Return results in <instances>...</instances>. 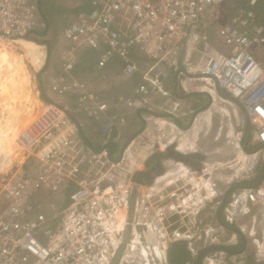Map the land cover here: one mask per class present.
<instances>
[{
	"label": "built area",
	"instance_id": "2783aa9c",
	"mask_svg": "<svg viewBox=\"0 0 264 264\" xmlns=\"http://www.w3.org/2000/svg\"><path fill=\"white\" fill-rule=\"evenodd\" d=\"M90 2L67 27L66 39L72 51L84 49L98 54V83L104 82L106 87L119 82L118 77L111 79L102 76L103 72L99 74L111 60L117 58L122 62L121 75L126 77L139 72L133 51L145 55L142 80L133 90L135 98L124 101L128 108L142 110L150 95L168 96L170 85L166 80L171 72L177 74L182 88L202 79L187 78L183 71L208 76L212 85L217 82L224 92L244 104L255 130L256 145L264 144V58L260 55L264 52V0ZM224 5H231L232 12L222 23L217 14ZM45 22L38 0H0V33L4 32L0 34V49L17 41L18 36L27 40L30 31L45 28ZM212 30L222 49L213 46ZM70 59L65 65L68 70L74 67L73 54ZM79 84L75 85L80 108L96 121L105 117L102 132L106 147L97 152L79 142V150L76 146L67 148L70 154L58 146L53 150L44 147L45 155L40 157L39 152L40 158L36 157L41 171H26L17 163L0 174V204L4 205L0 208V264H114L129 227L130 238L118 264H169L170 245L188 242L192 236L162 230L158 225L163 215L160 200L150 192L144 193L143 185L133 181L136 168L129 166L125 154L130 150L116 155L109 148L120 138V126L126 123L124 117H108V103L89 87L90 83ZM59 91L67 89L62 87ZM43 128L41 134L47 137ZM24 139L25 142L19 139V143L25 153L30 152L36 140L29 133ZM77 160H84V167ZM45 185L50 190L61 185L73 188L64 208H49L45 212L35 209L36 191ZM135 185L142 187L130 221ZM263 186L264 183L257 189L243 190L230 201L223 217L234 225L233 217L238 212L248 214L249 206H261V215L254 216L253 223L258 219L263 232L259 234L253 228L249 239L256 247L254 257L244 252L230 255L222 251L211 257L209 264H264ZM157 196L160 197L159 192ZM169 208L174 210L175 205ZM123 209L126 220L119 223L116 216Z\"/></svg>",
	"mask_w": 264,
	"mask_h": 264
},
{
	"label": "rangeland",
	"instance_id": "374dc122",
	"mask_svg": "<svg viewBox=\"0 0 264 264\" xmlns=\"http://www.w3.org/2000/svg\"><path fill=\"white\" fill-rule=\"evenodd\" d=\"M90 1L38 0L46 27L31 30L27 40L18 36L17 41L0 49V174L12 169L17 163L26 171H41L37 158L45 155L44 147L53 150L56 149L53 147L58 146L60 150H65L72 146L79 147V144L88 145V141H91L85 138L87 130L83 121L84 118L92 119L79 106V91L75 84L92 82L89 87L93 88L100 79L92 80L94 77L89 74L92 66L82 69V75L87 71L84 79H79L77 73L73 74L79 61L77 53L81 50L72 51L65 36L67 27L74 22L78 10L88 8ZM231 12V5H224L218 10L217 16L221 17L220 21L223 23ZM213 33L212 30L210 35L213 46L222 49ZM0 34L4 35V32ZM70 54L74 57L72 70L65 67ZM260 55L264 58V52ZM88 61L89 58L85 61L86 65L89 64ZM101 75L109 78L113 76L108 75L105 70ZM203 84L204 82L186 83L181 90L184 89V93L188 94L205 92ZM62 87L67 91L60 93L59 89ZM113 96L114 94L111 97ZM134 96L133 90L129 94L122 89L118 92L114 105L119 106V102L135 98ZM217 96L213 95L212 100L202 94L178 99L172 90L168 91V96L159 95V104H153L150 110L148 105L141 108L144 117L149 119L148 122H144V125L129 124L125 133L120 126L121 135L117 142H113L117 145L113 152L121 155L134 142L135 149L125 152L129 166L136 165L133 181L143 185L144 193L150 192L151 196L160 200L163 215L159 219L161 224L159 222L158 225L162 226V230L166 228L189 235L194 233L197 238L199 234L205 235V231L219 230L225 233V240L235 242L238 235L218 225L216 212L228 187L251 183L258 178L264 169V149L258 154L244 150L248 134L244 114L238 106ZM111 115L112 113H107L108 117ZM176 118L181 125H178ZM150 119L157 120L158 124L154 125ZM42 128L47 130V137L41 134ZM251 129L248 151L258 147L254 140L253 124ZM27 133L36 141L31 151L25 153L19 139L25 142ZM140 134L144 138H136ZM91 143L96 147L93 150L97 152L106 147L103 141L92 140ZM181 144L186 147L182 146L178 150ZM78 147L76 151L79 150ZM77 162L81 168L84 167V160ZM141 185L135 186L139 189ZM72 191L73 188H65L63 185L55 190H50L46 185L45 188L39 187L36 191L38 205L36 204L35 209L40 212L49 208L62 209L67 205V198ZM242 192L243 189L237 190L230 201ZM185 199L188 206L180 203ZM173 204L175 209L171 210L169 207ZM243 204L240 205V210L243 209ZM3 206L1 203L0 208ZM249 207L250 213L238 212L233 217V224L244 228L248 241L253 228L259 234L263 232V225L258 223V219L253 223V217L261 215V206ZM116 217L119 223L125 222L126 209L119 211ZM246 248L244 253L248 257H254L256 247L253 243H249Z\"/></svg>",
	"mask_w": 264,
	"mask_h": 264
},
{
	"label": "crops",
	"instance_id": "0c3cea01",
	"mask_svg": "<svg viewBox=\"0 0 264 264\" xmlns=\"http://www.w3.org/2000/svg\"><path fill=\"white\" fill-rule=\"evenodd\" d=\"M77 57H78V63H77V65H76V67H75V71H74V73L73 74H75L76 75V73H77V75L76 76H78V78L79 79H84V77H85V75H86V72L87 71H84V74L82 75V69L84 68V69H87V67L89 66V67H91L92 66V70L90 71L89 69V71H90V73L89 74H91L94 78H92V80L93 79H95V78H97V79H99L98 78V72L95 70V68H96V62H97V59H98V54L97 53H94L93 51H91V50H88V51H86V50H84V49H82L81 51H79L78 53H77ZM133 59L135 60V62L138 64V66H139V72L136 74V75H134L133 77H128V76H123V75H121L122 73H121V71H122V62L119 60V59H117V58H115V59H113V60H111L110 62H109V64H108V66H107V68L105 69V72H107V74L108 75H113L112 77H110V78H112L113 79V77H118L119 78V82L116 84V85H109V86H105L104 85V82H102V83H96L95 82V86L92 88V90L95 92V93H97V94H99L100 95V98L103 100V101H105V102H107L108 104H109V107H110V110H109V114H111L112 113V115L113 116H120V117H125L126 116V119H125V121H127L124 125H122L121 127H122V129H123V132L125 133V131L124 130H126V127L127 126H129V124L130 125H140V123L142 124V125H144V122H148V120L149 119H147L146 117H144V115L142 114V111L143 110H139V109H130V108H128L127 107V105H126V102H123L124 100H126V99H124L123 101H121V102H119V103H121L119 106H116V105H114V103L115 102H117L116 101V98H117V95H118V92L119 91H122V89H124L125 91H127L129 94H132V90H134L135 89V86L137 85V84H139V82L142 80V75H141V73H142V71H143V68H144V64H143V61L145 60L144 58H145V55L144 54H142L140 51H138V50H134L133 51ZM87 58H89V64H85V61L87 60ZM144 59V60H143ZM58 64V63H57ZM59 65V64H58ZM57 65V66H58ZM87 66V67H86ZM76 71H78V72H76ZM103 71H100L99 72V74L100 73H102ZM128 78H130V79H128ZM138 80H140V81H138ZM205 79H200L197 83L198 84H201V83H203L204 82V84H210V82L211 81H204ZM138 81V82H137ZM82 82V81H81ZM89 83H91L92 84V82H89ZM94 83V82H93ZM203 84V85H204ZM202 85V86H203ZM171 86H168V91L170 90H172L171 88H170ZM204 87V86H203ZM182 87H181V85H180V89H181ZM173 91V90H172ZM174 92V91H173ZM208 93H210L212 96L213 95H215L213 92H208ZM114 94V96L113 97H111L112 95ZM174 95H175V97H178V95H176L175 93H174ZM215 97V96H214ZM218 97V96H217ZM178 99H183L182 97H178ZM159 104L160 103V100H159V95H157V96H153V95H150L149 97H148V99H147V104L146 105H148V109L150 110V107L151 106H153V104L154 105H156V104ZM148 111V110H147ZM156 115V114H155ZM83 117V116H82ZM159 117V116H158ZM160 117H164V118H166L165 116H163V115H160ZM83 118H81V120H82ZM91 119L92 120H90V119H86V118H84V123H85V127H86V133H85V135H86V139L87 140H94V141H103V138H104V136H103V132H102V127H103V124H104V119H105V117H102V119L100 120V122L99 121H96V120H94V118H92L91 117ZM177 119V118H176ZM151 121L153 120V119H150ZM177 121H179L180 122V120H176V122ZM130 122H132V123H130ZM153 122V124L154 125H156V124H158V121L157 120H153L152 121ZM83 123V124H84ZM167 123V122H166ZM80 124H82L81 122H80ZM169 124V123H168ZM121 127H120V130H121ZM193 128H194V126H193ZM129 129V128H128ZM192 129V128H191ZM85 130V129H84ZM119 130V131H120ZM136 138H138V139H141V138H144L143 137V135L142 134H140V135H138ZM91 141H88L89 143H88V145H89V147L90 148H92V149H96V147L91 143ZM136 142V141H135ZM171 144L173 143V142H170ZM93 145V146H92ZM182 146H185V144H181V145H179V147L177 148L178 150H180V148H182ZM186 147V146H185ZM135 149V147H134V142L132 143V145L129 147V149ZM98 149V148H97ZM258 154V153H257ZM132 155V154H131ZM136 165H132L131 164V166L130 167H135Z\"/></svg>",
	"mask_w": 264,
	"mask_h": 264
},
{
	"label": "water",
	"instance_id": "95a60500",
	"mask_svg": "<svg viewBox=\"0 0 264 264\" xmlns=\"http://www.w3.org/2000/svg\"><path fill=\"white\" fill-rule=\"evenodd\" d=\"M183 73H184V75L187 78H191V79L202 77V76L191 75L187 71H183ZM203 77H208V76H203ZM166 82L170 86H172L175 94L178 95V97L186 98V97H189V96H192V95L202 94V95H207V97H209L212 100V95L210 93H208V92H200V93L195 92V93H189V94L188 93H184L180 89V83H179L177 74H174L173 72H171L169 74V77L167 78ZM212 90H214V92H216L217 95L220 96L222 99H225L226 101H228V102H230L232 104H235L236 106H238L242 110V112L244 114V117L246 119V123H247L246 129H247V132H248L246 143H245V146H244V150L246 152H248V153H251V154H256L259 151L263 150L264 149V144L263 143H261L257 148H255L252 151H248L247 150V145H248V142L250 140L251 133H252V129H251L252 124H251V121H250V118H249V114H248L244 104L241 103L239 100L233 98L231 95H229L226 92H224L220 88V86H219V84L217 82H215V87H213ZM156 115L160 116V114H156ZM167 116H169V115H167ZM263 183H264V169L262 170V172L260 173V175L258 176V178L255 181H253L251 183H239V184L232 185V186L228 187L227 190L225 191L223 197H222L220 206H219V208H218V210L216 212V220L218 222V225H220L226 231H231V232L235 233L236 235L240 236L241 239H242V242H243V248L240 251H233L232 249H230L227 246H212V247H209V248H205V249H203L201 251V253L199 255V258H198V261H197V264H201L202 260L204 259V257L208 253H211V252L216 251V250H223V251L228 252L231 255L240 254L241 252L243 253L245 251L246 246L248 244V239L245 236L244 231L237 225H232V224L226 223L224 221V218H223L224 217V212H225L227 206L229 205L230 200L233 197V194L237 190H241V189H243V190H245V189L246 190H254V189L259 188ZM138 197H139V189L135 186L134 189H133L131 200H130V214H129L130 221L132 220V218L134 216L136 200L138 199ZM130 234H131V228L129 227L127 232H126V234H125V237H124V244L120 247V249L118 250L117 255H116L115 259H114V264H118L119 263L121 255H122L123 250L125 248V245H126V243L128 242V240L130 238ZM168 261H169V264H171L170 252L169 251H168Z\"/></svg>",
	"mask_w": 264,
	"mask_h": 264
},
{
	"label": "flooded vegetation",
	"instance_id": "af4514ba",
	"mask_svg": "<svg viewBox=\"0 0 264 264\" xmlns=\"http://www.w3.org/2000/svg\"><path fill=\"white\" fill-rule=\"evenodd\" d=\"M205 235L203 234H199L200 236L197 238L195 237V234L191 233L192 239L188 242H174L172 243L169 248V252H170V256L172 251H174V249L176 250V252H179L181 250V248L184 247L183 250V258L181 260V264H197L199 255L201 253V251L205 248H209L212 246H227L230 249H232L233 251H240L243 248V242L240 236L236 237V241H227L224 239V232L223 231H213V232H204ZM249 242V241H248ZM184 243V245H183ZM220 244V245H219ZM223 244V245H221ZM249 244V243H248ZM247 244V246H248ZM247 249V248H246ZM245 249V250H246ZM223 250H216L213 251L211 253H208L204 259L202 260L201 264H209L207 262H209L210 258L213 256L218 255L220 252H222ZM226 252V251H224ZM228 253V252H227ZM229 254V253H228ZM231 255V254H230ZM171 261V258H170ZM172 264V262H171Z\"/></svg>",
	"mask_w": 264,
	"mask_h": 264
},
{
	"label": "trees",
	"instance_id": "16d2710c",
	"mask_svg": "<svg viewBox=\"0 0 264 264\" xmlns=\"http://www.w3.org/2000/svg\"><path fill=\"white\" fill-rule=\"evenodd\" d=\"M84 9H87V8H84ZM83 11V8L82 9H79L78 10V12L80 13V12H82ZM38 42H41V40H37ZM44 43H45V41H44ZM110 148H111V151H113L116 147H117V145L116 144H114V143H111L110 145ZM102 148V147H101ZM100 148V149H101ZM225 221V220H224ZM226 222V221H225ZM227 223V222H226ZM183 245H184V243H183ZM183 250H184V247L183 248H181V250L179 251V252H176V250L174 249V251H172V253H171V256H170V258H171V262H172V264H181V260H182V258H183Z\"/></svg>",
	"mask_w": 264,
	"mask_h": 264
},
{
	"label": "bare ground",
	"instance_id": "6f19581e",
	"mask_svg": "<svg viewBox=\"0 0 264 264\" xmlns=\"http://www.w3.org/2000/svg\"><path fill=\"white\" fill-rule=\"evenodd\" d=\"M74 23V22H73ZM72 23V24H73ZM73 27V26H72ZM68 37H69V35H68ZM70 38V37H69ZM121 57H124L123 55L121 56ZM138 73V72H137ZM137 73H135V74H137ZM130 76V75H129ZM202 79H207L208 81H211L210 79H208L207 77H203V75H202ZM204 86V88H205V92H214V90H212V88L213 87H215V85H212L211 83L210 84H205V85H203ZM172 90H173V88H172V86L170 87ZM208 88V89H207ZM221 88V87H220ZM174 91V90H173ZM175 93V92H174ZM216 95H217V93L216 92H214ZM220 97V96H219ZM221 98V97H220ZM234 98V97H233ZM236 99V98H235ZM223 100H225V99H223ZM226 101V100H225ZM228 102V101H227ZM264 111V110H263ZM180 203H182V204H185L186 206H188L189 204H188V202H187V199H185L184 201H181ZM122 219V218H121ZM242 230H244V229H242ZM220 245V244H219ZM221 245H223V244H221ZM226 246V245H225ZM228 246V245H227ZM207 263H209V262H207Z\"/></svg>",
	"mask_w": 264,
	"mask_h": 264
}]
</instances>
